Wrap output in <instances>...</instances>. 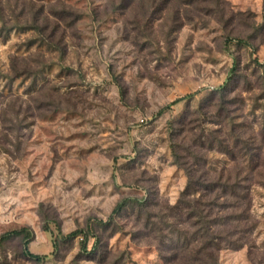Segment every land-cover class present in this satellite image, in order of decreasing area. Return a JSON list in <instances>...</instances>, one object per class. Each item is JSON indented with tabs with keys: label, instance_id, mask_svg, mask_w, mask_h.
<instances>
[{
	"label": "rangeland",
	"instance_id": "rangeland-1",
	"mask_svg": "<svg viewBox=\"0 0 264 264\" xmlns=\"http://www.w3.org/2000/svg\"><path fill=\"white\" fill-rule=\"evenodd\" d=\"M0 29V264H169L204 171L250 188L220 264H264V0H0Z\"/></svg>",
	"mask_w": 264,
	"mask_h": 264
},
{
	"label": "trees",
	"instance_id": "trees-1",
	"mask_svg": "<svg viewBox=\"0 0 264 264\" xmlns=\"http://www.w3.org/2000/svg\"><path fill=\"white\" fill-rule=\"evenodd\" d=\"M191 96L192 94H187L178 97L171 104ZM208 175L210 172L204 171V178H194L189 173V183L170 214L176 221H164L168 227H172L171 232L177 237L173 258L169 264H220L219 251L224 247L237 249L243 246L253 230L249 186L238 180L206 177ZM128 201L131 202V199L119 202L114 211L122 209ZM186 222L191 226L190 230L183 227ZM44 229L47 230L46 227ZM90 233L95 235L92 230L80 229L63 236V239L76 238L81 234L87 240ZM11 235L23 237L25 251L30 257H47L46 254H35L29 250L28 245L34 237L30 228L14 229L2 238ZM56 240L55 238V247Z\"/></svg>",
	"mask_w": 264,
	"mask_h": 264
}]
</instances>
